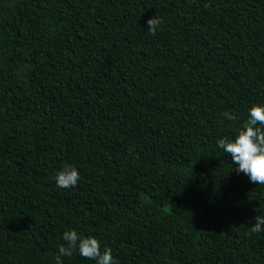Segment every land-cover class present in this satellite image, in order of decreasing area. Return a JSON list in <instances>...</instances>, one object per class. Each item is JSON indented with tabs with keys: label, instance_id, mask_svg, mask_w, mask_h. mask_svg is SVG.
<instances>
[{
	"label": "trees",
	"instance_id": "trees-1",
	"mask_svg": "<svg viewBox=\"0 0 264 264\" xmlns=\"http://www.w3.org/2000/svg\"><path fill=\"white\" fill-rule=\"evenodd\" d=\"M254 104L264 0H0V264L73 229L116 264H264V186L216 147Z\"/></svg>",
	"mask_w": 264,
	"mask_h": 264
},
{
	"label": "clouds",
	"instance_id": "clouds-1",
	"mask_svg": "<svg viewBox=\"0 0 264 264\" xmlns=\"http://www.w3.org/2000/svg\"><path fill=\"white\" fill-rule=\"evenodd\" d=\"M149 34H155L161 20L155 15L146 22ZM227 119L232 117L225 113ZM216 147L230 157L236 174H243L250 183L264 186V104H254L247 109V118L232 138L223 136L216 140ZM58 189L75 188L80 180L77 168L65 165L52 176ZM252 233L264 232V215H256L251 224ZM63 244L57 245L54 264H63L62 258L71 257L73 252L80 257L92 260L94 264H116L111 249L104 247L92 236H83L76 230H67L61 234Z\"/></svg>",
	"mask_w": 264,
	"mask_h": 264
}]
</instances>
